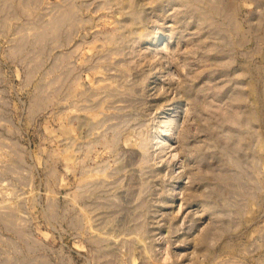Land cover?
<instances>
[{"label": "rangeland", "instance_id": "374dc122", "mask_svg": "<svg viewBox=\"0 0 264 264\" xmlns=\"http://www.w3.org/2000/svg\"><path fill=\"white\" fill-rule=\"evenodd\" d=\"M0 264H264V0H0Z\"/></svg>", "mask_w": 264, "mask_h": 264}, {"label": "bare ground", "instance_id": "6f19581e", "mask_svg": "<svg viewBox=\"0 0 264 264\" xmlns=\"http://www.w3.org/2000/svg\"><path fill=\"white\" fill-rule=\"evenodd\" d=\"M61 20H63V19H61ZM60 23H62V21H61ZM60 23H59V24H60Z\"/></svg>", "mask_w": 264, "mask_h": 264}]
</instances>
